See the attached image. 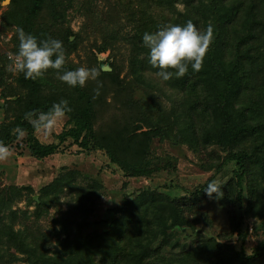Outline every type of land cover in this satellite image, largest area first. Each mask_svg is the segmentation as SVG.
<instances>
[{"label": "trees", "instance_id": "16d2710c", "mask_svg": "<svg viewBox=\"0 0 264 264\" xmlns=\"http://www.w3.org/2000/svg\"><path fill=\"white\" fill-rule=\"evenodd\" d=\"M81 4L80 10L90 16L87 28L103 25V38L101 42L92 41L88 52L92 53L84 66L98 70L100 95L93 99L97 80H89L83 88H73L60 81L52 69L37 80L25 79L21 74L17 84L11 83L9 61L0 54L4 111L0 142L7 146L15 142L19 154L26 150L42 159L60 152L61 145L70 141L84 151H103L126 180H152L162 171L175 173L177 157L158 154L152 143L155 139L186 145L200 156L213 146L225 154L215 158L213 154L217 153L210 149L207 153L216 160L208 161L204 169L218 172L227 164L234 165L231 178L218 184L221 197L216 198L214 193V198L241 207L248 197L250 207L257 202L264 212V197L255 192L264 189V0H113V5L103 9L105 14L98 4L89 6L84 0ZM179 4L184 7L181 9ZM9 6L3 23L5 29L16 30L12 50H17V29L22 27L38 38L51 36L61 40L65 68L82 66L70 60L85 36L64 25L69 3L11 0ZM189 19L201 30L209 24L213 26L214 39L203 67L199 72L189 69L183 77L162 81L155 74L157 69L147 62L148 49L142 43V35ZM105 52L114 57L110 71L101 69L98 63V54ZM139 93L142 96L137 98ZM109 96L121 111L118 118L97 125ZM60 99H67L72 111L66 114L62 132L56 134L58 141L42 142L24 114L33 109L46 111ZM17 126L25 130L20 140L12 131ZM67 179L73 180V174H63L41 188L35 209L38 217L49 208L51 190L66 185ZM211 180L213 177L182 193L179 183L170 180L164 186L176 188V194L145 186L133 196L124 195L123 203L98 221L105 224L100 231L85 233L86 222L67 216L54 231L57 243L53 248L47 239L28 235V227L16 228L21 217L12 204L24 190L33 188H2L0 251L3 246L6 249L0 252V262L18 258L11 252L14 248L31 264H256L264 255V214L258 226L263 239L251 254L245 250L247 231L242 228L243 216L240 221H233V230L241 238L239 249L212 237L185 249L181 239L174 236L176 229L197 231L201 202L209 197L204 188ZM67 184L70 189L76 187L79 209L84 210L86 202L100 194L93 188ZM230 215L232 219L236 217L232 210ZM182 259L189 261L182 263Z\"/></svg>", "mask_w": 264, "mask_h": 264}, {"label": "rangeland", "instance_id": "374dc122", "mask_svg": "<svg viewBox=\"0 0 264 264\" xmlns=\"http://www.w3.org/2000/svg\"><path fill=\"white\" fill-rule=\"evenodd\" d=\"M65 5L69 3V9L67 12V20L64 25L70 27L74 32H81L82 36H85L84 43L77 52H72L70 60L77 65L86 66L88 63V56L90 45L93 40L101 42L103 36V25H95L90 28L87 26L90 23V16L80 10L82 8L81 2L83 0H63ZM88 1L89 6L99 5V9L104 13L103 9H108L113 5V0H84ZM10 3L6 0H0V54L8 60V53L15 52L13 37L16 30L13 28L5 29L3 23V15L10 9ZM180 8L184 7L183 4H179ZM105 14V13H104ZM106 16V15H105ZM105 16L103 18H105ZM89 37V39L87 38ZM114 52V50H113ZM110 52L99 53L98 63L100 60L103 63L112 64L114 57H109ZM9 63V62H8ZM8 65V64H7ZM11 77V83L17 84V77L21 74H13L8 71ZM16 77V78H15ZM15 78V79H14ZM14 79V80H13ZM139 93L136 97H141ZM109 102L102 109L103 114L97 119V125L102 124L107 119L118 118L120 111L116 109V102H113L114 98L109 96ZM3 100L0 98V122L4 119V111L1 107ZM166 104H169L165 101ZM115 106V107H114ZM67 117L65 116L56 126L55 130L49 135H43L37 133L38 138L42 142L58 141L56 134L62 132ZM99 127V126H97ZM153 147L158 154L161 155H173L177 157L178 165L177 170L172 175H168L166 171H162L156 174L155 178H133L132 180H126L119 172L116 165L110 162L108 156L103 151H84L78 147L77 144H72L70 141H66L61 146L62 150L58 153L50 155L48 157L38 159L29 154L25 150L21 155L18 152V147L14 142L9 145L10 156L3 161H0V189L6 188L10 185L17 186H31L33 191L24 190L22 197L17 198L13 202V208L18 210L20 220L16 225V228H22L23 225L28 227V235L33 234L34 237H41L47 239L48 245L52 248L56 245L57 240L54 235V231L59 227V221H62L67 216L73 219L86 222L85 233L100 231L105 229V224H101L98 221L106 218L110 214V209L119 206L123 203L125 197L133 196L134 192L145 186L157 188L159 190H165L176 194V188L173 190L164 186L165 182L174 180V183H179V192H185L186 190L195 189L200 184H205L209 178L213 177V180L217 184H222L228 181L232 176L233 164H227L218 172L214 169L208 171L204 169L203 165H206L210 160H216V157L224 156V152L220 149L211 146L208 150H203L200 154L193 152L186 145L173 144L170 140L160 141L155 139ZM215 158L211 156L212 153H207L209 150ZM221 158V159H222ZM73 174V180L67 179L66 185L59 186L57 189H52L48 199H51L49 208L44 212L43 216H39L36 213V201L40 199L41 188L51 183L57 177L61 175ZM211 180V181H213ZM67 182L76 183L83 189L93 188L100 194L94 196L91 200L86 202L84 210L78 207L77 190L76 187L70 189ZM127 182V184H125ZM264 187V186H263ZM258 196L264 197V189L261 188L255 191ZM259 192V193H258ZM77 194V195H76ZM33 196V200H31ZM248 197L244 198L243 205L238 207L236 204H225L219 202L214 195L212 198H203L200 209V221L197 224L196 232L189 231L192 228H186L185 230L176 229L174 236H178L185 249H189L194 245L200 244L203 241L209 240L211 237L216 238L219 242L234 245L239 249L241 244V238L237 231L233 230V221H240L242 217V228L247 231V238L245 240V250L247 254H251L254 248L263 239L261 231H259V225L261 222L262 212L261 204H256L250 207L251 203H248ZM84 207V206H83ZM234 211L236 217L232 219L230 212ZM29 217L25 220V214ZM203 214H207V217H203ZM73 225H76L75 223ZM188 233V235H187ZM34 242V241H33ZM43 242V241H42ZM6 249V246L1 248ZM11 252H15L18 258L8 261L9 258H4L0 264H31L27 261L26 256L19 251L11 249ZM189 260L182 259V263H187ZM191 262V260H190ZM256 264H264V255L256 262Z\"/></svg>", "mask_w": 264, "mask_h": 264}, {"label": "clouds", "instance_id": "9594fccd", "mask_svg": "<svg viewBox=\"0 0 264 264\" xmlns=\"http://www.w3.org/2000/svg\"><path fill=\"white\" fill-rule=\"evenodd\" d=\"M17 39V50L8 53L9 72L14 75L23 74L25 79L37 80L52 69L60 81L73 88H83L89 80H97L98 86L93 90V99L100 95L102 82L97 79L99 72L95 67H64L65 51L61 40L51 36L41 39L22 27L17 29ZM213 39L211 24L201 30L191 19L184 23L168 24L154 32L145 31L142 35V43L148 49L147 62L157 69L156 76L165 82L173 77H183L189 69L194 73L199 72ZM71 111L68 100L60 99L53 102L46 111L33 109L25 112L24 119L32 125L34 133L49 135ZM12 131L17 140L25 135V130L19 126ZM10 154L9 147L0 142V161L6 160ZM204 190L210 198L214 193L216 198L221 197L220 187L214 180L209 181Z\"/></svg>", "mask_w": 264, "mask_h": 264}, {"label": "water", "instance_id": "95a60500", "mask_svg": "<svg viewBox=\"0 0 264 264\" xmlns=\"http://www.w3.org/2000/svg\"><path fill=\"white\" fill-rule=\"evenodd\" d=\"M10 0H6V2H9ZM100 67H101V69H103V70H105V71H110V70H112V66L110 65V64H105V63H103V61L102 60H100ZM192 229H189V231L190 232H192L191 231Z\"/></svg>", "mask_w": 264, "mask_h": 264}]
</instances>
